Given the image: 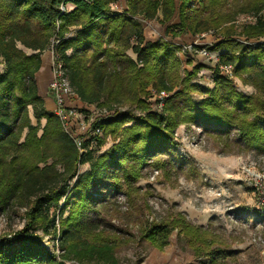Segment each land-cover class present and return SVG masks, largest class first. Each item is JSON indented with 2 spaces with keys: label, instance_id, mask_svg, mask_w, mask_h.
Segmentation results:
<instances>
[{
  "label": "trees",
  "instance_id": "trees-1",
  "mask_svg": "<svg viewBox=\"0 0 264 264\" xmlns=\"http://www.w3.org/2000/svg\"><path fill=\"white\" fill-rule=\"evenodd\" d=\"M114 1L0 0V215L24 208L29 219L14 237H0V264H118L117 241L101 232L99 212L115 205L118 194L130 198L146 166L159 168L161 157L167 161L163 168L187 166L172 138L181 125L198 127L243 151L264 153V49L258 44L264 41V0H241L223 13L209 6L217 0H180L178 6L174 0H127L124 14L110 10ZM239 14L256 19L236 29L230 23ZM175 16L178 22L168 25ZM139 19L166 25L165 34L173 38L230 24L221 32L225 40L218 50L229 53L219 54V65L231 66L255 96L237 93L217 76L215 65L209 66L217 74L211 90L191 84L203 66L184 70L180 78L181 61L175 56L180 47L163 40L145 43ZM50 50L62 62L76 102L111 113L102 127L133 123L100 156L94 154L104 144L101 139L83 143L85 152L79 155L45 107L36 75L41 56ZM177 87L181 90L174 92ZM148 88L168 95L161 112L147 105ZM194 93L204 98L196 103ZM115 104L131 110L117 112ZM85 165L88 171L79 174ZM53 208L58 216L50 219ZM179 223L190 245L199 244L193 247L195 256L211 261L221 256L205 250L211 241L202 233ZM38 230L57 240L58 258L32 233ZM170 230L154 225L142 238L163 251Z\"/></svg>",
  "mask_w": 264,
  "mask_h": 264
},
{
  "label": "rangeland",
  "instance_id": "rangeland-1",
  "mask_svg": "<svg viewBox=\"0 0 264 264\" xmlns=\"http://www.w3.org/2000/svg\"><path fill=\"white\" fill-rule=\"evenodd\" d=\"M174 1L178 6L180 0ZM240 2L241 0H217L209 6L212 11L223 13ZM112 6H116V9ZM111 7L113 12L124 14L127 11V0H115ZM251 17L254 16L239 14L230 24L239 29L242 25L250 24ZM177 22L175 16L168 25ZM139 24L145 43L163 40L174 48L180 47L175 55L181 61L180 78L184 77V70L190 71L192 67L200 65L204 69L194 77L191 84L211 90L214 86L213 79L218 74L217 76L228 80L237 93L245 97L255 96V90L244 85L235 76L234 69L232 76H224L219 72L215 74L209 67L213 63L199 54L202 48L217 56L229 53L227 50H218V46L225 40L221 37L222 30L230 24L194 36L184 34L176 38L166 35V25H160L157 20L139 19ZM231 38L233 39H228L245 42L242 38L237 39V36ZM128 56L134 58L131 53ZM151 90L147 89L145 99L148 95L151 96L154 91ZM179 90L181 87L175 88L174 92ZM192 98L198 103L204 95L194 93ZM145 101L149 106L153 99ZM113 108L117 112L131 110L129 105L115 104ZM94 110L99 111L96 108ZM102 110L109 112L106 108ZM153 111L162 110L153 106ZM95 115L96 112L91 109L89 112L82 111L81 118L87 125ZM31 121L35 123L32 118ZM132 126V122L118 121L114 125L103 127L99 139L104 144L95 149L94 155L97 157L108 151L117 144L120 134ZM172 138L176 155L187 166L182 169L163 168L167 161L161 157L159 168L154 164L146 166L142 176L134 184L135 190L130 198L118 194L115 205H109L99 212L101 232L112 234L110 236H114L117 241L115 258L118 264H264V153L243 151L232 142L220 141L215 135L195 126L177 127ZM86 171L88 166L79 167V174ZM57 216L58 208L50 210V219ZM66 216L67 213L64 214ZM181 220L211 241L205 246L207 252L221 253V256L213 258V261L210 260L211 257L195 256L193 247L199 244L195 243L193 247L190 245L179 230ZM28 222L24 208L10 209L0 215V237H14ZM154 225H167L171 229L163 251L156 250L142 238V232L149 231ZM32 233L41 238L46 250L58 258V245L53 240L54 237L44 236L39 230Z\"/></svg>",
  "mask_w": 264,
  "mask_h": 264
},
{
  "label": "built area",
  "instance_id": "built-area-1",
  "mask_svg": "<svg viewBox=\"0 0 264 264\" xmlns=\"http://www.w3.org/2000/svg\"><path fill=\"white\" fill-rule=\"evenodd\" d=\"M113 9H116V6H112ZM111 7V9H112ZM110 9V10H111ZM112 11V10H111ZM113 12V11H112ZM255 17L249 18V23H253L255 21ZM241 44L254 46L255 44L242 42ZM261 47L264 49V41H259ZM255 47V46H254ZM190 49V48H189ZM52 56L51 63V80L48 86V91L53 99L55 104L54 114L58 118L64 132L69 136V138L74 143L76 149L78 150L79 155H82L85 150L82 145L86 141L92 140L93 138H100L102 135V126L104 125V120L111 113L106 112L104 110H94V107H84L75 105L76 98L73 95L71 88L67 79L64 76V69L62 62L59 60V57L51 50ZM204 58L210 60L213 65L218 68L220 74L224 76H232L233 68L231 66H221L219 65L218 56L207 50L206 48H202L199 52ZM216 56V57H213ZM0 67H3V62L0 58ZM152 91V90H151ZM168 98V95L164 92H156L152 91L150 100L153 99V106H155L159 111L163 108L164 100ZM96 112V115L90 118V124L85 125L81 118L82 111ZM262 205V204H261ZM57 224V223H56ZM58 229V224L56 225ZM57 243V240H55ZM58 245V243H57ZM60 252L57 248V254ZM68 264H76L74 262H70Z\"/></svg>",
  "mask_w": 264,
  "mask_h": 264
},
{
  "label": "crops",
  "instance_id": "crops-1",
  "mask_svg": "<svg viewBox=\"0 0 264 264\" xmlns=\"http://www.w3.org/2000/svg\"><path fill=\"white\" fill-rule=\"evenodd\" d=\"M41 60H42V66L40 71L36 75L38 91L40 96L44 98L46 109L54 113L55 104L48 91V86L51 80V63H52V56L50 51L44 52L43 55L41 56ZM2 70L3 67H1L0 72H2ZM75 104L78 106H82V104L79 102H76Z\"/></svg>",
  "mask_w": 264,
  "mask_h": 264
}]
</instances>
